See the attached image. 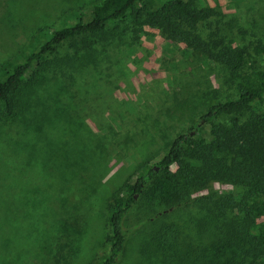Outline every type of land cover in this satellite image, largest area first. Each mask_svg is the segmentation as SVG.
Here are the masks:
<instances>
[{"label":"rangeland","instance_id":"obj_1","mask_svg":"<svg viewBox=\"0 0 264 264\" xmlns=\"http://www.w3.org/2000/svg\"><path fill=\"white\" fill-rule=\"evenodd\" d=\"M99 1L0 0V78L52 30ZM167 1L140 6L155 10ZM197 6L216 13L201 24L204 36L216 33L223 45L245 48L243 70L264 65V0H197ZM85 41L94 42L88 52ZM257 47L263 51L255 53ZM226 77L224 68L158 29L134 27L129 13L93 38L56 47L24 78L17 98L23 109L8 116L0 103V264L99 261L109 247V197L160 160L177 135L210 140L209 124L191 127L234 94ZM228 190L213 182L201 193ZM253 201L254 229L264 236V199ZM182 209L162 217L160 205L133 208L123 222L127 244L118 264H170L154 260L162 222H178L177 234L198 244V232L183 222L201 214Z\"/></svg>","mask_w":264,"mask_h":264},{"label":"trees","instance_id":"obj_2","mask_svg":"<svg viewBox=\"0 0 264 264\" xmlns=\"http://www.w3.org/2000/svg\"><path fill=\"white\" fill-rule=\"evenodd\" d=\"M143 1L100 0L88 10L79 11L70 24L52 30L34 51L0 78V103L5 115L12 116L17 108L23 109L17 98L24 78L56 47L82 35L93 38L128 13L134 27L158 29L166 39L183 43L197 57L224 68L234 94L208 107L200 121L192 125L195 131L201 122L209 124V141L194 139L189 133L177 135L160 160L142 166L109 197L108 251L91 264H118L127 244L124 219L138 205L143 209L160 205L162 217L185 207H193L201 214L183 222L185 228L198 232V244L189 234H177L178 222L158 224L162 228L155 230L159 242L153 250L156 261L264 264V236L254 229L259 206L250 202L258 196L264 199V111L260 110L264 103V65L243 70L245 48L223 45L216 33L204 36L201 24L216 13L211 8L198 7L197 0H170L155 10L140 6ZM93 44L85 41L82 49L88 52ZM262 51L261 47L254 49L255 53ZM213 182L229 185L231 190L202 194Z\"/></svg>","mask_w":264,"mask_h":264}]
</instances>
